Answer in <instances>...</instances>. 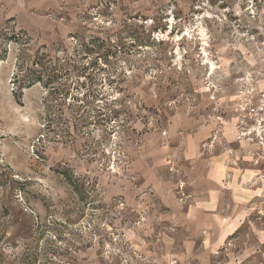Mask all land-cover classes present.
<instances>
[{
  "label": "rangeland",
  "instance_id": "rangeland-1",
  "mask_svg": "<svg viewBox=\"0 0 264 264\" xmlns=\"http://www.w3.org/2000/svg\"><path fill=\"white\" fill-rule=\"evenodd\" d=\"M214 164L247 196L205 209ZM262 233L264 0H0V264H264Z\"/></svg>",
  "mask_w": 264,
  "mask_h": 264
},
{
  "label": "crops",
  "instance_id": "crops-1",
  "mask_svg": "<svg viewBox=\"0 0 264 264\" xmlns=\"http://www.w3.org/2000/svg\"><path fill=\"white\" fill-rule=\"evenodd\" d=\"M224 165V164H223ZM209 175L208 177V188L205 190V197L207 198V201L203 207L205 209H209L210 205H214L216 202L217 198H220L224 193H226L227 191L230 192L231 196H234L235 198H239L241 199L242 197H245L247 195H245L246 193L243 191H239V190H234V189H223L220 187L219 183L223 181V177H221L220 173L222 172V170L220 169V165L219 164H214L212 165V168L208 171ZM232 185V183H231ZM252 198V197H251ZM212 199V200H210ZM247 203H243L240 200L237 201V206L239 208V212L237 214V218L236 219H231L229 221L226 222V224L222 227L219 228V236L216 239H210V226L214 223H210V219L209 217L203 218L204 216H209L212 215V212L210 211H202V217L200 221L198 222V232H201L203 229H207L208 236L205 238V242H210L209 244L213 247L216 246H220L221 244L224 243V241H226L230 236H232L233 234H238L237 236L234 237V241L237 243L239 241H242V232H239V230H241L243 223H244V214H242L243 212H245V206H247ZM241 214V216H239ZM212 217V216H211ZM237 221V222H236ZM239 232V233H238ZM198 235V234H197ZM261 240L262 242H264V233L261 234ZM252 242V240L250 239V243ZM252 245V243L250 244V246ZM254 253V248H250L248 255L246 253L243 254L244 257L247 258V264H253L254 263V259L252 257V254ZM242 256V254H241ZM182 256H179V260L182 262L183 260L181 259ZM243 259H239V261H242Z\"/></svg>",
  "mask_w": 264,
  "mask_h": 264
},
{
  "label": "built area",
  "instance_id": "built-area-1",
  "mask_svg": "<svg viewBox=\"0 0 264 264\" xmlns=\"http://www.w3.org/2000/svg\"><path fill=\"white\" fill-rule=\"evenodd\" d=\"M245 110L247 111V116H257L258 113H260V108L258 104H256L253 100L248 102V104L245 106ZM258 124H260L259 119L257 118ZM245 129V128H244Z\"/></svg>",
  "mask_w": 264,
  "mask_h": 264
}]
</instances>
